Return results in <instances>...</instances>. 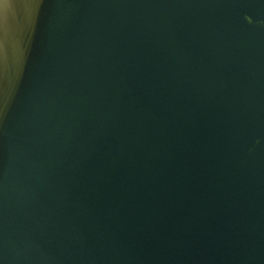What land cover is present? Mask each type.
<instances>
[{
  "label": "water",
  "instance_id": "water-1",
  "mask_svg": "<svg viewBox=\"0 0 264 264\" xmlns=\"http://www.w3.org/2000/svg\"><path fill=\"white\" fill-rule=\"evenodd\" d=\"M0 264H264V0H0Z\"/></svg>",
  "mask_w": 264,
  "mask_h": 264
}]
</instances>
